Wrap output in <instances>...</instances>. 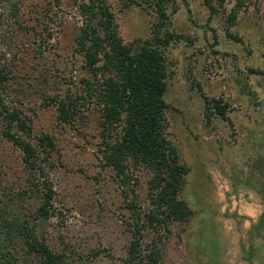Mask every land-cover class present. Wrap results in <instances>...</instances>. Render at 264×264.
Listing matches in <instances>:
<instances>
[{
	"label": "rangeland",
	"instance_id": "rangeland-1",
	"mask_svg": "<svg viewBox=\"0 0 264 264\" xmlns=\"http://www.w3.org/2000/svg\"><path fill=\"white\" fill-rule=\"evenodd\" d=\"M91 3L0 0V63L8 74L2 98L31 120L27 142L40 152V137L55 143L49 158L40 154L33 172L55 194L52 216L38 224L37 235L51 249L65 250L71 264H125L137 216L153 208L152 174L131 167L124 183L103 160L96 103L64 123L55 102L75 97L81 80L91 78L76 43ZM212 5L216 14L203 0H169L168 21L159 30L162 37H183L163 48L170 75L166 118L168 138L189 169L180 199L193 215L161 227L141 222L142 254L157 253V264H248L246 253L264 264V166L258 170L264 157V0ZM108 6L134 52L153 41L160 21L156 0H108ZM206 100L227 106L228 120ZM4 128L0 121V181L22 190L29 170L21 150L2 136ZM39 204L27 201L22 213Z\"/></svg>",
	"mask_w": 264,
	"mask_h": 264
},
{
	"label": "trees",
	"instance_id": "trees-1",
	"mask_svg": "<svg viewBox=\"0 0 264 264\" xmlns=\"http://www.w3.org/2000/svg\"><path fill=\"white\" fill-rule=\"evenodd\" d=\"M187 1L184 0L185 4ZM203 1L212 14L217 13L213 0ZM225 1L219 0L220 6ZM168 2L156 0L160 21L156 24L154 39L147 41L138 52L120 37L108 0H92L91 5L85 6L89 19L81 27L76 43L92 79L81 80V91L75 97L67 95L55 101L64 123L80 117L82 106L96 103L105 139L101 151L103 160L124 183L130 178L131 167L144 168L152 174L149 191L153 208L144 217L138 214L125 264H142L148 260L157 264V253L142 254L141 222L161 227L171 222L185 223L193 215L187 203L180 199L189 169L180 162L167 132L166 113L170 105L165 95L170 75L163 48L171 39L183 38L160 35L159 30L168 21ZM242 4L238 1V6ZM235 20L236 11L231 13L228 23L233 25ZM7 81L8 74L0 63V121L5 123L2 136L21 150L29 176L22 190H12L0 181V264H71L65 250L51 249L36 231L38 224L52 216L55 194L48 181L40 185L33 172L38 169L40 154L49 158L55 149L54 140L48 135L39 138L38 147L43 153L25 140L33 133L31 120L18 108L4 105L2 94ZM212 102L217 114L228 120L227 106H222L219 100H206L207 106ZM258 163L261 170L264 157ZM261 177L264 179V173ZM31 199L40 200V204L26 216L22 213L23 204ZM242 248L245 250L243 245ZM245 258L248 264H255L248 253Z\"/></svg>",
	"mask_w": 264,
	"mask_h": 264
}]
</instances>
